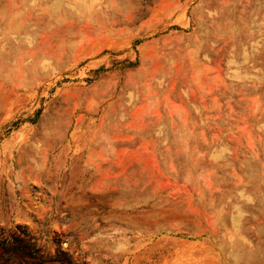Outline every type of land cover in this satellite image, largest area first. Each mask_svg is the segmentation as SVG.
<instances>
[{
  "label": "rangeland",
  "instance_id": "1",
  "mask_svg": "<svg viewBox=\"0 0 264 264\" xmlns=\"http://www.w3.org/2000/svg\"><path fill=\"white\" fill-rule=\"evenodd\" d=\"M0 264H264V0H0Z\"/></svg>",
  "mask_w": 264,
  "mask_h": 264
}]
</instances>
